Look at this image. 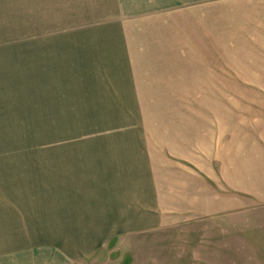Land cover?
<instances>
[{"label": "crops", "instance_id": "crops-1", "mask_svg": "<svg viewBox=\"0 0 264 264\" xmlns=\"http://www.w3.org/2000/svg\"><path fill=\"white\" fill-rule=\"evenodd\" d=\"M118 3L114 21L91 25L82 42L59 40L55 52L35 66L48 64L97 125L142 127L147 116L139 110L145 114L151 107L204 111L157 119L154 129L159 127L149 134H99L88 148L56 149L45 156L41 211L67 222L49 232L69 238L63 243L69 257L60 254L63 260L91 254L113 238L161 228L163 214L177 201L174 191L187 187L177 183L185 180L190 187L194 167L203 172L198 163H208L204 156L218 153L235 188L253 182L257 167L264 168V101L257 103L260 116L254 102L242 107L219 97L213 112L204 106L208 103L183 96L186 105L177 106L179 93L225 94L227 76L253 78L251 85L264 92V0ZM227 46L233 53L227 54ZM204 142L212 145L211 155Z\"/></svg>", "mask_w": 264, "mask_h": 264}, {"label": "rangeland", "instance_id": "rangeland-1", "mask_svg": "<svg viewBox=\"0 0 264 264\" xmlns=\"http://www.w3.org/2000/svg\"><path fill=\"white\" fill-rule=\"evenodd\" d=\"M119 1L0 0V264H264V180L257 178L264 177V168L257 167L253 182L235 188L233 176L206 142L204 152L215 157L204 156L208 163H198L203 172L194 167L193 187L185 180L177 183L187 187L174 191L177 201L163 214L161 228L113 238L91 254L70 260L63 245L69 238L50 236L67 222L41 211L43 162L49 152L88 148L99 134H149L159 127L154 129L157 119L169 121L189 111L202 116L204 111L151 107L145 114L137 112L147 116L144 129L133 123L97 125L90 110L77 107L81 102L59 85L48 64L35 66L55 52L53 44L59 40L82 42L90 37L91 25L114 21ZM226 52L233 53L230 46ZM251 79L227 76L226 93L219 96L179 93L177 106L186 105L183 96L208 103L204 106L213 112L219 97L242 107L254 102L255 115L260 116L257 108L264 92L251 85ZM200 160L195 157V162ZM60 254L67 256L63 260Z\"/></svg>", "mask_w": 264, "mask_h": 264}]
</instances>
